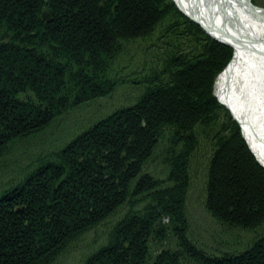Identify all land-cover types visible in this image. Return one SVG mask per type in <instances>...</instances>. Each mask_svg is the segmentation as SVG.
<instances>
[{
    "label": "trees",
    "instance_id": "1",
    "mask_svg": "<svg viewBox=\"0 0 264 264\" xmlns=\"http://www.w3.org/2000/svg\"><path fill=\"white\" fill-rule=\"evenodd\" d=\"M44 9L55 13L53 23L41 21ZM167 19L201 51L178 53L168 79L152 70L130 80L144 88L137 103L97 122L0 197V264H55L126 204L131 212L111 240L82 264H264L259 244L213 256L190 237L183 186L198 127L215 130L207 203L232 227L261 223L264 168L214 95L231 48L200 34L171 0H0V159L57 117L115 93L127 82L114 69L124 43ZM167 129L170 146L159 152ZM157 160L171 168L166 179L145 172ZM171 239L177 249L165 245Z\"/></svg>",
    "mask_w": 264,
    "mask_h": 264
},
{
    "label": "rangeland",
    "instance_id": "2",
    "mask_svg": "<svg viewBox=\"0 0 264 264\" xmlns=\"http://www.w3.org/2000/svg\"><path fill=\"white\" fill-rule=\"evenodd\" d=\"M171 1L175 8L186 17L175 1ZM255 5L261 10H264V0H255ZM115 7L117 8V6ZM186 14L192 16L189 13ZM192 17L196 16L193 15ZM42 22L46 23L44 21ZM191 22L204 32L200 34L216 41L206 34L200 25L193 21ZM182 33V29H175L174 22L171 19H167L155 33L150 34L151 36L149 35L147 38L139 39L133 43H124L126 53L119 57L114 69L116 71L118 70L120 73L119 76L124 78L127 82L118 87L117 91L111 96L81 105L71 110L68 114L57 117L51 126L43 133L14 143L11 152L0 159V197L6 191L13 187H17L18 183L31 171L46 164L55 153L63 150L72 140L97 122L107 118L123 107L132 106L137 103L138 99L143 94L144 88L142 83L138 84L139 86L127 84L130 80L136 77H138L137 79H141V76L143 78L150 74L152 70L155 71L157 75L162 76L163 79H168L169 76H164V73L168 71L171 60L178 55V53L197 55L198 52L201 51V47L197 46L191 38L185 37ZM131 40L132 39L129 37L126 39V42ZM216 42L221 44L218 41ZM221 45L229 49L231 48L224 44ZM234 50L233 48L230 49L232 52V60L235 56ZM232 60L228 66L231 64ZM223 72L221 74H223ZM217 79L214 84V95L218 103H220L216 91ZM223 107L226 108L225 106ZM228 111L230 112V110ZM230 114L232 116L231 112ZM221 116L222 118L225 117V115ZM228 118L229 116L226 117L227 120ZM232 120L237 124V130L234 131V134L236 133L237 136L243 138L250 149L251 146H249L248 140L243 134L244 131L241 125L233 116ZM230 122L231 118H229V124ZM231 130L233 131L232 126ZM171 131V129L165 131L166 134H164L161 139L160 148L158 149L159 152L170 146ZM196 135L198 137L199 146L197 150L188 157L187 171L189 182L186 186H183L184 192L189 187L187 190L188 193L186 194V213L190 223V237L199 248L213 256H225L226 254L235 255L258 244L260 245V251H263L264 217H262L261 223H254V228H243V230L232 227V223L223 221L213 210L212 202L211 204L210 202L207 203V185L210 164L216 149L214 140L215 130L198 127ZM254 156L258 163L264 168V165L260 163L258 157L256 155ZM170 169V166L164 163L163 160H157L154 164L148 165L145 168L146 171H144L159 179H166L169 176ZM213 197L212 200H214ZM145 205L146 203H143L138 206L137 211L142 210ZM130 212L131 207L128 204L122 206L114 216L108 219V221L87 233L77 243L71 245L67 252L64 253L55 264H82L85 262L90 255L111 240L116 226L122 222ZM151 245L153 252L159 250V244L157 242H153ZM165 245L171 249H177L176 240L171 239V241Z\"/></svg>",
    "mask_w": 264,
    "mask_h": 264
},
{
    "label": "bare ground",
    "instance_id": "3",
    "mask_svg": "<svg viewBox=\"0 0 264 264\" xmlns=\"http://www.w3.org/2000/svg\"><path fill=\"white\" fill-rule=\"evenodd\" d=\"M174 1L208 27L213 21L214 27L229 34L212 32L235 49L234 59L217 79L216 91L241 122L254 155L264 165V12L251 10L247 0Z\"/></svg>",
    "mask_w": 264,
    "mask_h": 264
},
{
    "label": "water",
    "instance_id": "4",
    "mask_svg": "<svg viewBox=\"0 0 264 264\" xmlns=\"http://www.w3.org/2000/svg\"><path fill=\"white\" fill-rule=\"evenodd\" d=\"M247 1H248V3H249V7H250L251 10H253V11H255V12H261V11L264 12V10H261L260 8H258V7L254 4L253 0H247ZM115 8H116V7H115ZM181 12H182L187 18H189L191 21H193V22L197 23L198 25H200L201 28L206 32V34H208L211 38L215 39L216 41L220 42L221 44H224V45L229 46V47H231V48L234 49V47H233V45H231V43H228V42H226V41H223V40L217 38V37L214 35V33H212V32H216V33H222V32H224V33L227 34L226 31H219V30L217 29V27H214V23H213V21H210V25H209L210 27H208L207 25H205V24L203 23V21H201V20L198 19L197 17H192V16L186 14L185 12H183V10H181ZM41 19H42V21L46 22L47 24H51V23L54 21V18H51V12H49L47 9H44V10L42 11V13H41ZM227 35H229V34H227ZM9 38H10V36L8 35V39H9ZM230 38H231L233 41H235L232 37H230ZM236 41L238 42V39H236ZM4 45H6V41H2V42L0 43V47H3ZM217 97L219 98L220 103H221L223 106H225L228 110H230V112L232 113L233 118H234V119H235V120L241 125V128H242V130L244 131L241 122L236 118V116L234 115V113H233L232 109L229 107V105L223 103V102L221 101V99H220L219 96H217ZM243 134H244V136H245V138H246L245 132H243ZM245 140H246V139H245ZM248 144H249V142H248ZM249 146H250V144H249ZM250 149L252 150L251 147H250ZM252 152H253V150H252ZM254 154H255V153H254ZM124 157H125V155L122 156V158H124ZM257 157H258V155H257ZM100 164L102 165L101 162H100ZM129 164L132 165L133 162H129ZM24 211H25L24 208H20V209H17V210H16V213H24Z\"/></svg>",
    "mask_w": 264,
    "mask_h": 264
},
{
    "label": "flooded vegetation",
    "instance_id": "5",
    "mask_svg": "<svg viewBox=\"0 0 264 264\" xmlns=\"http://www.w3.org/2000/svg\"><path fill=\"white\" fill-rule=\"evenodd\" d=\"M54 17H55V13H54V12H51V18H54ZM54 20H55V18H54ZM53 22H54V21H53ZM53 22H52V23H53ZM45 24H47V23H45ZM25 26L28 27L29 25L25 23Z\"/></svg>",
    "mask_w": 264,
    "mask_h": 264
}]
</instances>
